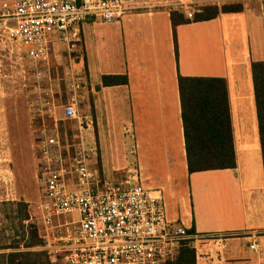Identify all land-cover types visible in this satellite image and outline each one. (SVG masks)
I'll list each match as a JSON object with an SVG mask.
<instances>
[{
  "label": "crops",
  "instance_id": "crops-1",
  "mask_svg": "<svg viewBox=\"0 0 264 264\" xmlns=\"http://www.w3.org/2000/svg\"><path fill=\"white\" fill-rule=\"evenodd\" d=\"M122 1L131 10L121 20H89L51 37L38 70L61 73L66 101L42 115L63 117L75 96L77 114L93 122L92 134L84 133L91 146L85 138L84 145L95 148L89 168L101 181L133 178L159 191L168 218L197 237L234 235L218 252L201 240L196 264H264V165L250 67L264 63V0H243L240 12L202 22L185 13L230 1ZM172 11L188 22L173 27ZM178 75L224 79L234 168L188 173ZM103 76H125L126 83L102 86Z\"/></svg>",
  "mask_w": 264,
  "mask_h": 264
},
{
  "label": "built area",
  "instance_id": "built-area-1",
  "mask_svg": "<svg viewBox=\"0 0 264 264\" xmlns=\"http://www.w3.org/2000/svg\"><path fill=\"white\" fill-rule=\"evenodd\" d=\"M178 5L185 6L181 1ZM130 10L122 0H9L1 3L0 18L10 22L9 39L38 70L48 60L54 34H64L89 20L119 21ZM185 16L192 18L190 11ZM76 106L71 96L63 107V119L75 123L70 154H64L68 148L61 142L56 117L51 126L39 130L35 143L40 197L33 220L44 240L40 249L50 263L164 264L175 255L179 243L187 241L196 264L201 240L218 252L224 240L234 236L197 237L168 218L159 191L133 178L101 181L89 168L95 148L84 145V133L92 134L93 122L79 116ZM249 247L254 250L253 245Z\"/></svg>",
  "mask_w": 264,
  "mask_h": 264
},
{
  "label": "trees",
  "instance_id": "trees-1",
  "mask_svg": "<svg viewBox=\"0 0 264 264\" xmlns=\"http://www.w3.org/2000/svg\"><path fill=\"white\" fill-rule=\"evenodd\" d=\"M242 1L223 3L220 6L207 4L202 6L192 17V22H202L215 18L221 13H236L243 9ZM172 26L184 24L180 12H171ZM253 96L257 120L262 162L264 165V63H251ZM125 76H103L102 86L122 85ZM177 88L180 103L184 150L188 173L231 169L235 166V158L230 128V118L226 84L222 78L183 77L177 76ZM68 123L59 122V130L67 131ZM71 132L61 135V142L68 148L64 154L71 152L68 145ZM22 214L19 222L28 219L26 205L17 203ZM25 211V212H22ZM27 229V230H26ZM27 231V232H26ZM188 233H194L189 229ZM19 240L23 241L22 249L15 245L1 250L0 264H52L45 252L43 237L36 224L26 228L20 225ZM164 264H195L194 249L187 241L179 243L175 255Z\"/></svg>",
  "mask_w": 264,
  "mask_h": 264
},
{
  "label": "rangeland",
  "instance_id": "rangeland-1",
  "mask_svg": "<svg viewBox=\"0 0 264 264\" xmlns=\"http://www.w3.org/2000/svg\"><path fill=\"white\" fill-rule=\"evenodd\" d=\"M9 27L7 18H0V248L15 245L22 249L20 225L26 228L35 224V205L40 197L36 182V137L43 126L49 127L53 121L48 114L43 120L40 113L50 112L56 103L66 99L63 84L56 80L61 73L52 68L49 75H38L39 70L20 55L17 44L9 39ZM56 119L59 130V122L67 120ZM67 125V131L59 130L63 139L65 133L74 131L73 124ZM84 138L85 145L91 146L89 138L86 135ZM17 203L26 205L28 219L22 224Z\"/></svg>",
  "mask_w": 264,
  "mask_h": 264
}]
</instances>
